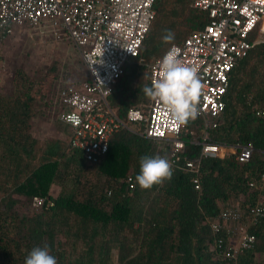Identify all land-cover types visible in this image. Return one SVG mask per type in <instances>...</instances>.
I'll use <instances>...</instances> for the list:
<instances>
[{"label": "trees", "instance_id": "obj_1", "mask_svg": "<svg viewBox=\"0 0 264 264\" xmlns=\"http://www.w3.org/2000/svg\"><path fill=\"white\" fill-rule=\"evenodd\" d=\"M154 9L138 59L123 67L108 97L123 119L129 108L149 101L142 88L151 86L150 65L171 45L163 43L165 31L171 30L172 43L180 44L207 22L190 0H156ZM12 84L10 94L0 93V264H24L33 248L44 246L57 264H232L210 250L208 220L233 210L245 214L264 192L258 187L264 171V115H257L264 110V44L232 69L220 122L207 130L213 143L251 144L252 155L244 163L234 154L203 159L199 189L189 173L174 171L170 180L141 190L135 180L141 157L168 158V145L126 129L111 137L107 153L94 164L67 141L34 137L31 121L46 93L19 69ZM184 129L185 155L194 158L199 147L191 140H200L204 127L197 118ZM128 176L134 180L133 191L125 183ZM249 182L257 186L251 188ZM52 186L59 188L55 197ZM34 198L52 205L36 210ZM226 229L222 236L228 243L233 236ZM249 230L256 243L239 261L264 264L257 259L264 257V220Z\"/></svg>", "mask_w": 264, "mask_h": 264}, {"label": "built area", "instance_id": "obj_2", "mask_svg": "<svg viewBox=\"0 0 264 264\" xmlns=\"http://www.w3.org/2000/svg\"><path fill=\"white\" fill-rule=\"evenodd\" d=\"M156 0H0V44L17 28L28 26L54 39L74 45L85 65L88 78L77 87H63L58 92L61 112L59 120L69 128L67 143L81 152L87 163H97L106 153L111 137L121 129L166 142L172 171L191 175L195 189H199V172L203 159H221L234 154L238 162H247L253 152L251 144L224 145L210 142L207 130L220 122L225 108V94L232 69L259 44H264V0H190L191 7L206 15L207 22L191 31L180 44L178 58L194 66L204 84V96L198 106L204 127L200 140L191 143L199 147L194 158L185 155L181 134L184 126H177L161 106L148 101L144 107L129 108L126 118L117 115L109 105L111 89L121 76L123 67L138 59L141 45L155 19ZM150 65V85L157 78L159 61ZM141 60V59H139ZM145 111V112H144ZM76 115L78 123L67 117ZM257 115H264L257 111ZM136 125H143L142 130ZM128 188L135 187L131 176L125 179ZM249 187H256L249 182ZM264 187V171L259 186ZM108 195L111 191L107 192ZM52 203L34 198L36 210ZM244 219V223H237ZM264 220V193H260L249 210L220 213L208 220L213 241L210 250L232 264H245L239 257L256 243L250 227ZM228 225V226H226ZM233 237L226 242L223 228Z\"/></svg>", "mask_w": 264, "mask_h": 264}, {"label": "rangeland", "instance_id": "obj_3", "mask_svg": "<svg viewBox=\"0 0 264 264\" xmlns=\"http://www.w3.org/2000/svg\"><path fill=\"white\" fill-rule=\"evenodd\" d=\"M18 69L46 93L31 121L32 134L40 140L53 137L66 142L68 132L65 124L58 120L61 112L58 92L66 86H80L88 78L78 49L66 40L54 39L49 34L23 26L0 44V93L12 92L13 74ZM95 182L101 184L100 176H96ZM58 191L57 186L50 189L53 197ZM257 259L262 261L264 257Z\"/></svg>", "mask_w": 264, "mask_h": 264}, {"label": "clouds", "instance_id": "obj_4", "mask_svg": "<svg viewBox=\"0 0 264 264\" xmlns=\"http://www.w3.org/2000/svg\"><path fill=\"white\" fill-rule=\"evenodd\" d=\"M174 39V33L166 30L163 43L172 46L159 61L157 78L152 79L151 86L145 85L142 91L148 100L160 105L177 126H184L198 118V106L205 94V86L198 77L197 69L178 58L180 50L172 43ZM67 119L78 123L76 115H69ZM172 175V166L167 158L145 155L140 159V170L135 180L141 190H148L170 180ZM24 264H57V259L49 254L47 246L35 247Z\"/></svg>", "mask_w": 264, "mask_h": 264}, {"label": "crops", "instance_id": "obj_5", "mask_svg": "<svg viewBox=\"0 0 264 264\" xmlns=\"http://www.w3.org/2000/svg\"><path fill=\"white\" fill-rule=\"evenodd\" d=\"M60 121V120H59ZM61 122V121H60Z\"/></svg>", "mask_w": 264, "mask_h": 264}]
</instances>
